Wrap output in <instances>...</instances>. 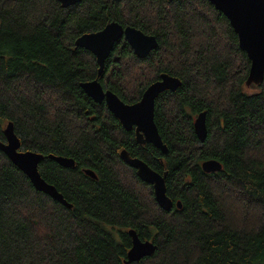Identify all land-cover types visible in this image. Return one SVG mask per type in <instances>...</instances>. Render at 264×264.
Masks as SVG:
<instances>
[{"label":"trees","instance_id":"trees-1","mask_svg":"<svg viewBox=\"0 0 264 264\" xmlns=\"http://www.w3.org/2000/svg\"><path fill=\"white\" fill-rule=\"evenodd\" d=\"M111 21L154 36L157 47L139 59L123 39L115 43L99 77L105 90L134 104L161 73L180 80L154 103L165 154L137 144L80 87L98 66L74 42ZM249 67L228 20L207 0H83L67 8L0 0V140L12 122L21 149L44 156L41 177L71 204L34 190L0 152V264H123L130 228L157 246L131 264H264V79L248 92ZM203 111L208 133L200 142L193 120ZM123 149L166 174L170 211L121 161ZM206 160L221 170L204 173Z\"/></svg>","mask_w":264,"mask_h":264},{"label":"water","instance_id":"water-1","mask_svg":"<svg viewBox=\"0 0 264 264\" xmlns=\"http://www.w3.org/2000/svg\"><path fill=\"white\" fill-rule=\"evenodd\" d=\"M56 1L61 7L67 8L83 0ZM207 1L228 20L237 37L239 48L250 62L245 87L260 85L264 79V0ZM121 39L127 42L134 55L139 59H144L157 47V40L154 36L146 35L130 26L123 27L115 21L108 22L97 32L80 35L74 42L75 47L91 53L98 66L96 78L80 83V87L93 102L104 103L122 129L134 133L137 144H151L165 154L167 146L163 143L153 119L154 103L160 94L166 91L174 92L180 86V80L168 73H161L155 81L146 87L136 103L126 104L122 102L114 93L105 90L99 81V77L103 74L106 59L109 57L114 44ZM193 131L200 142L206 139L208 132L204 111L195 116ZM3 135L4 140H0V152L27 177L34 190L44 193L67 208H71V204L63 198L62 194L41 177L38 165L44 156L35 151L21 149V143L14 133L12 122L6 123ZM119 156L124 164L135 170L139 180L151 186L157 206L163 211H170L174 203L166 194V174L154 171L142 159L131 157L124 149L120 151ZM46 158L63 168L70 169L75 166L74 160L71 158L54 155H48ZM200 166L204 173L221 170V164L216 160L203 161ZM84 174L96 178L90 170H84ZM175 205L180 208L179 202ZM127 234L131 239V246L123 264L138 262L143 258L152 256L156 251L157 246L150 240H141L134 229L130 228Z\"/></svg>","mask_w":264,"mask_h":264},{"label":"rangeland","instance_id":"rangeland-1","mask_svg":"<svg viewBox=\"0 0 264 264\" xmlns=\"http://www.w3.org/2000/svg\"><path fill=\"white\" fill-rule=\"evenodd\" d=\"M251 86H258V85H251ZM251 86H249V87L246 88V90L248 92H250V93L255 91L254 89H250Z\"/></svg>","mask_w":264,"mask_h":264},{"label":"flooded vegetation","instance_id":"flooded-vegetation-1","mask_svg":"<svg viewBox=\"0 0 264 264\" xmlns=\"http://www.w3.org/2000/svg\"><path fill=\"white\" fill-rule=\"evenodd\" d=\"M169 1V0H168ZM173 1V0H172Z\"/></svg>","mask_w":264,"mask_h":264}]
</instances>
